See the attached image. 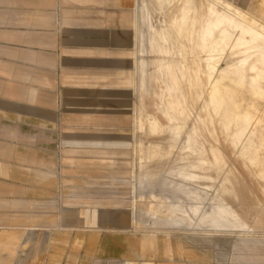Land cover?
I'll use <instances>...</instances> for the list:
<instances>
[{"label":"crops","instance_id":"obj_1","mask_svg":"<svg viewBox=\"0 0 264 264\" xmlns=\"http://www.w3.org/2000/svg\"><path fill=\"white\" fill-rule=\"evenodd\" d=\"M112 92H119V8L111 0H0V239L12 256L34 236L40 245L27 264H120L125 256L183 264L142 259L152 236L129 251L119 229L100 227L95 204L111 202L76 198L77 178L89 176L79 162L97 154L95 139L80 130L95 128Z\"/></svg>","mask_w":264,"mask_h":264},{"label":"bare ground","instance_id":"obj_2","mask_svg":"<svg viewBox=\"0 0 264 264\" xmlns=\"http://www.w3.org/2000/svg\"><path fill=\"white\" fill-rule=\"evenodd\" d=\"M202 1L179 0L174 7L172 0H134L131 10L134 49L130 87L137 98L133 132L147 138L143 141L138 135L132 145L134 167L144 170V179L140 182L136 175L132 177L131 193L144 184L155 191L148 197H133L129 229L157 232V222H165L193 228L190 239L196 243L194 238L257 231L233 205L239 200L237 179L220 150L216 126L233 149L241 144L236 154L246 167H252L251 159L262 162L259 169L256 167L258 173H250L264 182V158L259 155L264 149V125L260 127L261 120L253 115L254 100H264V22L224 0H207L208 4L204 0V5ZM173 7L179 10L178 27L184 34L193 30V35L189 36V30L186 37L177 29L173 23L177 18L169 13ZM168 17L173 22H168ZM178 55L187 61L194 58L195 67L183 60L175 64ZM247 93L253 99L249 103H245L246 96L242 98ZM145 97L153 101V113L147 110ZM154 139L160 141H150ZM249 149L253 153L247 152ZM156 157L176 158L178 165L174 170L152 174L143 166ZM200 171L202 176L197 174ZM158 189L164 192L156 193ZM137 204L146 207L148 223L133 217ZM141 244L137 238L129 241L136 252ZM167 252L172 255L170 248Z\"/></svg>","mask_w":264,"mask_h":264},{"label":"rangeland","instance_id":"obj_3","mask_svg":"<svg viewBox=\"0 0 264 264\" xmlns=\"http://www.w3.org/2000/svg\"><path fill=\"white\" fill-rule=\"evenodd\" d=\"M133 1L134 0H111L112 8H119V92H112L110 103L106 101L105 105L106 108L109 109L108 112L97 113L95 115V128L80 130L81 137L89 136L90 138L92 137L95 139L97 143L94 145V149H90V152L97 154L95 155V159L88 161L81 159L79 162L77 167L80 169L79 172H88L89 176L80 175L77 178L78 184L73 189L76 193V198L80 201H94L97 203L111 202L110 204H95L97 210L100 212L99 216H101V218H105L102 219L103 223L100 224V227H112V230H115L114 227L119 229V233H122L126 238L128 250L130 240L132 241L137 238L141 241V243H149L152 236V249L146 250L143 256H141L142 259L150 260L158 258L160 260H168L172 258L171 260L179 261L183 264H193L195 262L204 264H264V182L260 181V178L250 173L251 171L258 173V169L260 168V164L262 162L249 158L251 160H248V162L252 167H246L243 164L242 159L236 154L237 150H240L241 144H237V148L233 149L220 133L217 126L215 134L219 140L220 150L237 179L234 182L236 184L239 200L233 205L237 206V211L241 214L242 218L249 225H253L257 231L255 233L233 231L228 235L219 236L213 239H204V237L194 238V240L197 241L196 243L190 239V237L193 236V228L167 225L165 222H157V232H152V229L150 228L148 229L149 232H131L129 229V215L131 213V207H133V197H139L140 195L148 197L150 193L155 191L154 188L144 184L140 190L137 189L133 194L131 193V170L135 168V154L132 151V145L135 137H138L139 135L133 132L132 115L134 111V103L137 98L136 96L133 98L135 93L133 94L134 90L130 87L132 84V53L134 49L131 31V10L133 7ZM172 1L174 2H172V5L175 7L176 4L182 3L181 1L183 0H180L179 3V0L176 1L177 3L175 0ZM208 1L212 2V0ZM224 1L228 2L232 6L234 5L233 7L244 13L252 14L264 22V0ZM205 2H207V0ZM205 2L203 0L201 2L203 3L202 5H204ZM174 7L172 10L170 9L171 11H169V13L172 15L171 17H173V19H175V17L177 19L176 21L173 20L174 22L171 18L170 19L173 23H175L177 29L184 34L185 30H181L182 24L180 25L181 28L178 27V24H180L178 14L179 10L177 9V11H175L176 9ZM169 13L167 12L168 16ZM172 13L176 14L173 15ZM205 14L206 12L204 15ZM206 17L208 22L209 17L207 14ZM125 19L126 21H124ZM171 21H169L168 17V22ZM189 30L187 32H189ZM190 31V34L185 32L184 35L186 37L188 34L189 36L193 35V30ZM161 58L163 57H160V59ZM190 59L193 60L191 61ZM179 60H183L186 63L189 61L188 65L192 67L195 65L194 58L192 57H189L187 61L186 57L178 55L177 59H175V64H177ZM180 62H178V64ZM220 66L224 67L225 65L224 63H220ZM124 83L125 86L123 85ZM262 86L264 88V83H262ZM242 96V98L245 96L247 97H245V100L247 99L245 103H249L253 100L251 99V95L248 93ZM249 96L251 97L250 99ZM254 102L256 111H254L253 115H255L254 117H257L258 120H261V127L264 125V100L255 99ZM144 104L150 113L154 112L153 101L150 98L145 97ZM92 123L93 122L90 124L93 125ZM246 132L242 135V142H245V134H248L249 131L247 130ZM56 135H60L59 130L56 131ZM139 136L143 141H147V138L144 136ZM150 141L160 140L154 139ZM253 142L257 145L255 139ZM55 147L57 153L59 154L61 146L57 145ZM250 151L253 153L252 149L247 150V152L251 153ZM103 153H111V156L108 154L102 155ZM259 155L264 158V149L260 151ZM103 157L106 159L103 160ZM162 159L163 158L156 157L151 162L145 163L143 168H146L152 174H158L160 172L174 170L178 165L176 158L170 157ZM253 161H255L256 164H253ZM257 164L258 166H256ZM256 167L259 168L257 169ZM184 170H186V168ZM197 174L202 176L203 172L200 171ZM135 175L137 181L143 182L144 170H138L137 167ZM204 182L207 183L209 181ZM200 183L202 185L203 180H201ZM216 186L218 185L216 184ZM66 192L67 191L64 189L62 194L65 195ZM159 192L162 193L164 190L158 189L156 191V193ZM59 193L60 194H57V200L62 198L61 192ZM166 196L170 198L171 194L166 192ZM145 208L146 207L144 205L140 206V204H137L136 214H134L133 217L148 223V218L144 216ZM80 213H82V210H80ZM140 214H143L144 217L140 216ZM257 225L260 227H257ZM165 231H169L170 233L168 234ZM204 231L207 233L206 229H204ZM164 232L166 238L163 235ZM34 238L35 237L32 236L31 241L27 243L23 249L17 251L15 256H12L7 249H4L8 240L1 238L0 260L10 264H27V262L31 259L30 248L36 249L40 245L39 240H35ZM156 241L159 242V248L156 247ZM18 243V240H16L15 245L17 246ZM43 244L45 245V242ZM167 248H170L172 255L168 256L164 253L167 251ZM131 253H133V255L135 254L134 251ZM37 259L41 262L43 256H39ZM131 263L137 264V262L133 261L127 262L126 256L120 262V264ZM145 263L151 264L150 262H144V264Z\"/></svg>","mask_w":264,"mask_h":264}]
</instances>
